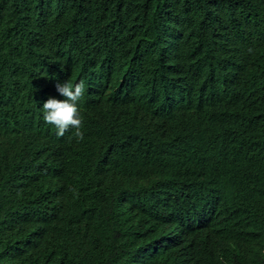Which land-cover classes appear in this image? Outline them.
<instances>
[{
    "label": "trees",
    "instance_id": "1",
    "mask_svg": "<svg viewBox=\"0 0 264 264\" xmlns=\"http://www.w3.org/2000/svg\"><path fill=\"white\" fill-rule=\"evenodd\" d=\"M0 264H264V0H0Z\"/></svg>",
    "mask_w": 264,
    "mask_h": 264
},
{
    "label": "clouds",
    "instance_id": "2",
    "mask_svg": "<svg viewBox=\"0 0 264 264\" xmlns=\"http://www.w3.org/2000/svg\"><path fill=\"white\" fill-rule=\"evenodd\" d=\"M55 88L65 99L49 97L43 101V120L56 128L57 137H63L67 132L73 131L77 142L82 141L84 139L83 120L77 104L85 93V82L83 80L75 83L57 81Z\"/></svg>",
    "mask_w": 264,
    "mask_h": 264
},
{
    "label": "bare ground",
    "instance_id": "3",
    "mask_svg": "<svg viewBox=\"0 0 264 264\" xmlns=\"http://www.w3.org/2000/svg\"><path fill=\"white\" fill-rule=\"evenodd\" d=\"M50 49H51V47H50ZM83 61H84V60H83ZM37 62H38V61H37ZM82 66H83V65H82ZM87 68H88V67H87ZM82 69H84V68H82ZM85 70H86V68H85ZM87 71H88V70H87ZM87 71H86V72H87ZM44 77H45V76H44ZM83 78H84V77H83ZM83 78H82V79H83ZM56 79H57V78H56ZM82 79H81V80H82ZM85 79H86V77H85ZM52 81H53V79H52ZM54 82H57V81H54ZM54 84H55V83H54ZM199 219H200V218H199ZM202 221H203V220H202Z\"/></svg>",
    "mask_w": 264,
    "mask_h": 264
}]
</instances>
